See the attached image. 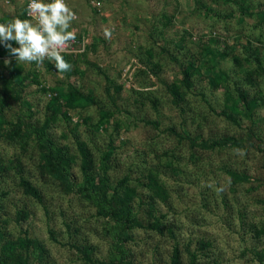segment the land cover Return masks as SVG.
Listing matches in <instances>:
<instances>
[{
    "label": "rangeland",
    "instance_id": "rangeland-1",
    "mask_svg": "<svg viewBox=\"0 0 264 264\" xmlns=\"http://www.w3.org/2000/svg\"><path fill=\"white\" fill-rule=\"evenodd\" d=\"M68 6L76 14L75 40L84 39L79 53L65 55L72 59L71 75L44 63H19L37 83L29 78L22 100L4 103L3 117L41 124L49 94L56 96L51 89L58 87L72 85L97 99L95 107L77 111L60 100L69 122L58 120L48 134L74 155L71 172L78 180V144L87 145L97 164L107 153L112 185L127 177L136 189L133 216L147 225L150 211L172 230L175 238L132 230L125 248L134 264H170L175 244L195 252L201 264H264V0H109L98 14L87 0H69ZM240 6L252 16H243ZM21 17L18 2L0 6L1 23ZM105 28L112 30L110 39ZM9 59L0 60V77ZM187 67L193 69L188 90L181 85ZM217 74L222 77L213 86ZM175 86L184 96L177 105L168 92ZM238 90L258 106L249 120L237 100L236 125L219 113L226 95L234 101ZM99 108L109 119L99 117ZM224 137L241 140L243 148L199 145ZM41 161L35 140L0 133V227L13 240L25 234L39 240L48 253L43 264H86L75 246H88L95 260L112 264L114 222L100 217L92 201L65 192ZM228 172L248 181L235 182ZM150 173L166 188V201L144 187ZM20 177L38 189L41 201L23 194ZM19 211L24 217L17 222ZM199 241L209 248L201 250ZM182 260L187 264L188 256Z\"/></svg>",
    "mask_w": 264,
    "mask_h": 264
},
{
    "label": "trees",
    "instance_id": "trees-1",
    "mask_svg": "<svg viewBox=\"0 0 264 264\" xmlns=\"http://www.w3.org/2000/svg\"><path fill=\"white\" fill-rule=\"evenodd\" d=\"M240 13L243 16L251 17L252 12L250 9H246L244 6H240ZM96 13V12H94ZM98 14V13H96ZM21 19H26L23 15ZM229 42V41H228ZM234 44V43H233ZM13 47H17L14 43ZM220 55H223L220 54ZM254 57L257 53H252ZM4 57H9V61L5 66V73L0 77V133L4 129L9 130L10 136H17L22 140L33 139L37 143L39 149H41L43 170L52 178L60 181L61 188L67 193H76L82 199L86 201H92L97 207V214L110 222H114V229L116 228L118 234H114V251L116 258L112 261V264H134L131 254L125 248V244L131 241V235L129 233L136 229L153 230L160 235L164 232L175 238L170 228H164L162 222L158 216H155L152 212H147L149 217V223L144 225L141 221H138L132 214V201L137 196L136 189L130 187L128 184V178L124 177L118 181L115 185H112L108 175L109 167L107 165L108 154L104 153L100 162L94 159L93 153L88 149L85 143H80L76 146L77 155L79 157L80 168V180L75 179L72 175L71 168L75 159L69 150L61 144H57L48 134L50 126L58 120L69 122V117L66 111L63 110V105L59 104V101H65L67 110L77 111L86 110L89 107H95L98 104L97 99L92 94H86L81 88L73 87L72 85L64 87H58L51 89L52 93L56 94L54 97L49 94V102L45 107V118L42 123L32 124V122L26 121L23 117H18L15 121H7L2 115V107L4 103L11 100H22L21 92L27 86V81L32 79V82L37 83L35 77H30L26 74L19 62L15 61V58L10 56L8 50L0 45V60ZM64 59L68 63L71 62L70 57ZM173 58V57H171ZM71 59V60H70ZM70 60V61H69ZM48 69H54V62L49 64L48 61L43 62ZM193 71L192 67H187L182 71L181 85L185 89H190L191 82L190 76ZM67 76L71 75V70L66 73ZM222 75L217 74V77L211 80V84L216 86L221 80ZM41 91L48 93L47 89ZM168 92L172 97L174 104L184 100V96L181 94V90L175 87H169ZM238 99L234 101L229 95H226L224 102V108L219 113L225 119L232 124L239 125L238 113L234 109V104L238 100L244 109V115L249 120L254 117L253 110L258 106L256 98L249 97L246 93L237 92ZM237 101V102H238ZM27 104V103H24ZM65 106V107H66ZM101 113L99 117L102 120L109 119L108 113L102 108L98 109ZM32 119V115L27 117ZM157 126V124H155ZM197 140V139H196ZM197 141L191 140V146H197ZM204 149L215 148H243L244 143L235 137H224L219 140H204L199 143ZM1 170V164H0ZM235 182H247L248 177L244 174H237L228 172ZM148 182L144 183V187L148 189L152 197L164 202L168 199V193L166 188L159 183L157 174L150 173L147 177ZM19 187L21 188L25 196L31 197L37 201H41V196L38 189L32 185V183L23 177L19 178ZM23 212L16 213V221L19 222L24 216ZM164 218V216H162ZM50 238L56 242L54 234L49 230ZM117 239V240H116ZM201 250L209 248L210 244L205 241H199L197 243ZM77 252L81 255L82 260L86 264H107L106 262L97 261L93 258V250L88 246H75ZM196 251V250H195ZM47 251L45 246L37 239H31L27 234L23 238L11 239L6 233L5 227H0V264H43L47 257ZM182 254L188 256L187 264H201L195 252L185 249L183 252L178 244H175L172 248L170 255V264H182Z\"/></svg>",
    "mask_w": 264,
    "mask_h": 264
},
{
    "label": "clouds",
    "instance_id": "clouds-1",
    "mask_svg": "<svg viewBox=\"0 0 264 264\" xmlns=\"http://www.w3.org/2000/svg\"><path fill=\"white\" fill-rule=\"evenodd\" d=\"M26 13L35 18V23L20 18L0 23V45L16 62L42 65L48 59L54 62L57 72H69L72 66L61 53L76 39V31L72 29L75 12L66 0H29ZM111 36L112 30L105 28L104 37L110 39ZM13 43L17 47H13ZM237 152L243 154V150Z\"/></svg>",
    "mask_w": 264,
    "mask_h": 264
},
{
    "label": "built area",
    "instance_id": "built-area-1",
    "mask_svg": "<svg viewBox=\"0 0 264 264\" xmlns=\"http://www.w3.org/2000/svg\"><path fill=\"white\" fill-rule=\"evenodd\" d=\"M107 1L109 0H87L90 9H92L94 12L96 13H101V11L104 8V5L107 3ZM18 2L22 11H23V15L26 19H31L33 20V23H35V18L34 17H29L26 13V9H27V4L29 2V0H0V6L1 7H10L13 5V3ZM44 2H49V0H44ZM69 0H66V3L68 4ZM1 23V21H0ZM84 39H82L81 41H76L74 40L73 42L70 43L69 47L67 49H65L61 54L62 55H71V54H76L80 52V48L78 47V45H81L84 43L83 41ZM48 60V59H45ZM49 61V60H48Z\"/></svg>",
    "mask_w": 264,
    "mask_h": 264
}]
</instances>
